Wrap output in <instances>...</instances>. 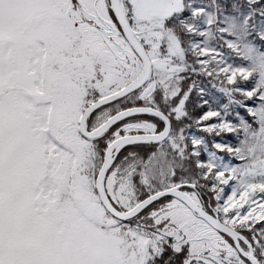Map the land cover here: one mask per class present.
Returning a JSON list of instances; mask_svg holds the SVG:
<instances>
[{
  "label": "snow or ice",
  "instance_id": "6c2138e0",
  "mask_svg": "<svg viewBox=\"0 0 264 264\" xmlns=\"http://www.w3.org/2000/svg\"><path fill=\"white\" fill-rule=\"evenodd\" d=\"M0 264H264V0H0Z\"/></svg>",
  "mask_w": 264,
  "mask_h": 264
}]
</instances>
